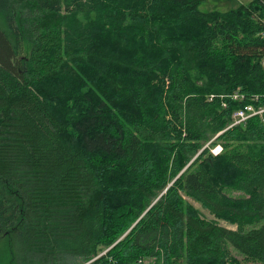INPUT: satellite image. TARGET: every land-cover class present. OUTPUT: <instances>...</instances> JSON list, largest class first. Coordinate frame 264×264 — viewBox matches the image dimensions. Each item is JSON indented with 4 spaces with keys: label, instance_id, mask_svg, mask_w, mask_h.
<instances>
[{
    "label": "trees",
    "instance_id": "16d2710c",
    "mask_svg": "<svg viewBox=\"0 0 264 264\" xmlns=\"http://www.w3.org/2000/svg\"><path fill=\"white\" fill-rule=\"evenodd\" d=\"M201 2L0 0L13 264H264V118L228 128L264 102V0Z\"/></svg>",
    "mask_w": 264,
    "mask_h": 264
},
{
    "label": "rangeland",
    "instance_id": "374dc122",
    "mask_svg": "<svg viewBox=\"0 0 264 264\" xmlns=\"http://www.w3.org/2000/svg\"><path fill=\"white\" fill-rule=\"evenodd\" d=\"M250 1L251 0H202V2L199 4L198 10L202 13H208V12H214V11L224 13V12L235 10L240 5H246ZM218 147L219 146L214 147L211 150V153L218 150L219 149ZM228 195L233 196V197L240 196L239 193H228ZM191 204L196 209H199L203 215L207 216V218L209 219L212 218L211 215H209L206 211L201 209L197 203L191 202ZM262 221L264 222V219H262L259 222V225L262 224ZM219 224L230 230L235 229V227L227 225L226 223L222 221H220ZM8 243H13V239H9V240L2 239L0 242V264H13L12 257L15 254L14 252L15 248H14V245H9ZM231 251L234 254H236V252L233 249H231ZM145 264H160V263L154 260H150V261H146Z\"/></svg>",
    "mask_w": 264,
    "mask_h": 264
},
{
    "label": "built area",
    "instance_id": "2783aa9c",
    "mask_svg": "<svg viewBox=\"0 0 264 264\" xmlns=\"http://www.w3.org/2000/svg\"><path fill=\"white\" fill-rule=\"evenodd\" d=\"M262 36H264V34H262ZM263 66H264V61H263ZM213 96L209 97L210 99H212ZM220 99L223 98H230L231 100H239L242 99L241 96H239L237 93H233L229 96H219ZM264 99V97H263ZM225 103H222V106L225 107ZM259 117V118H264V102L262 105L259 106H254V105H245L242 108L236 110L233 114H232V123L228 128H231L233 126L245 123V121H247L249 118L252 117ZM220 149L216 150L215 152H212L214 155L219 153Z\"/></svg>",
    "mask_w": 264,
    "mask_h": 264
}]
</instances>
